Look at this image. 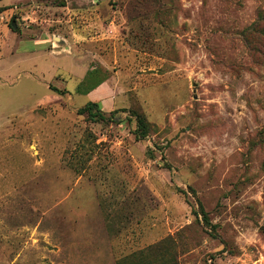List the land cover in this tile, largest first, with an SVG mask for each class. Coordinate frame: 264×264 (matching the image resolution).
I'll use <instances>...</instances> for the list:
<instances>
[{"label":"rangeland","instance_id":"1","mask_svg":"<svg viewBox=\"0 0 264 264\" xmlns=\"http://www.w3.org/2000/svg\"><path fill=\"white\" fill-rule=\"evenodd\" d=\"M175 261L264 264V0H0V264Z\"/></svg>","mask_w":264,"mask_h":264},{"label":"trees","instance_id":"2","mask_svg":"<svg viewBox=\"0 0 264 264\" xmlns=\"http://www.w3.org/2000/svg\"><path fill=\"white\" fill-rule=\"evenodd\" d=\"M62 6H67L66 2L61 4ZM108 79L107 76L101 77L100 72L98 70H90L87 75L84 77L82 82L77 87V92L79 94H88L92 90L99 87L102 83H104ZM60 93L63 94L64 91L60 90ZM80 114L88 113L89 117L93 120H105L108 117H112L114 112H111L110 115L104 110L103 105L100 101H90L86 103L85 106L79 109ZM138 129L136 130L137 136L140 138H144L148 135L151 130V123L147 120L146 116L138 115L137 116ZM201 211L204 213V208L202 204H200ZM200 213V212H199ZM162 245V242L156 245L151 246L149 249L154 247H159ZM171 264H178L177 261Z\"/></svg>","mask_w":264,"mask_h":264},{"label":"crops","instance_id":"3","mask_svg":"<svg viewBox=\"0 0 264 264\" xmlns=\"http://www.w3.org/2000/svg\"><path fill=\"white\" fill-rule=\"evenodd\" d=\"M96 0H94V2H95ZM68 6V5H67ZM67 6H63V7H67ZM71 21V20H70ZM115 22L113 21V20H111L110 21V25L112 26V25H116V23L114 24ZM113 26V27H114ZM71 27H73V31H74V34L73 35H77V36H81L79 33H78V31L80 32V29H78L77 30V28H79V27H77L76 29H75V27L73 26V24H72V26ZM63 37H64V39L65 40H67L68 38L65 36V35H63ZM67 41H69V40H67ZM71 44V43H70ZM71 45H73V44H71ZM106 81L104 82V83H102L99 87H97L96 89H94V90H92L91 91V93H94L95 91H97V90H99V89H101V88H103L105 85H106ZM90 93V92H89ZM90 93V94H91ZM111 96V94H105V95H103L98 101H100L101 103H102V105H103V108H104V110L106 111H111L112 109H113V107H114V105H115V99L113 98V97H110ZM92 101H97V100H92Z\"/></svg>","mask_w":264,"mask_h":264},{"label":"water","instance_id":"4","mask_svg":"<svg viewBox=\"0 0 264 264\" xmlns=\"http://www.w3.org/2000/svg\"><path fill=\"white\" fill-rule=\"evenodd\" d=\"M14 26H15V23H14ZM58 38V37H57ZM59 40V39H58Z\"/></svg>","mask_w":264,"mask_h":264}]
</instances>
